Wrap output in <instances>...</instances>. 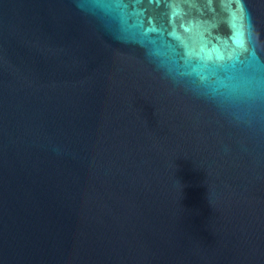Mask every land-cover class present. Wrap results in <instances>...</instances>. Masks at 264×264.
<instances>
[{"label": "water", "instance_id": "1", "mask_svg": "<svg viewBox=\"0 0 264 264\" xmlns=\"http://www.w3.org/2000/svg\"><path fill=\"white\" fill-rule=\"evenodd\" d=\"M0 264H264V0H0Z\"/></svg>", "mask_w": 264, "mask_h": 264}]
</instances>
